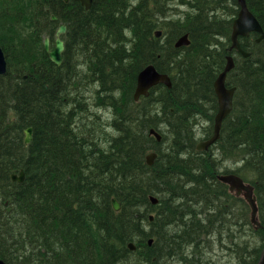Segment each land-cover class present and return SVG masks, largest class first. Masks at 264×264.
<instances>
[{
  "label": "trees",
  "instance_id": "obj_1",
  "mask_svg": "<svg viewBox=\"0 0 264 264\" xmlns=\"http://www.w3.org/2000/svg\"><path fill=\"white\" fill-rule=\"evenodd\" d=\"M75 1L73 15L61 17L45 0H0V43L8 63L7 72L0 75V258L7 264H28L26 260L130 264L141 248L143 262L149 264L161 259V253L163 259L180 264H192L196 255L197 264H213L211 248L222 243L238 248L233 242L237 222L226 206L231 195L217 179L219 173H235L246 182L251 174L257 182L253 185L260 227L255 230L264 234V133L258 135L254 128L240 143L243 135L230 132L227 118L218 143L228 141L234 147L225 158L201 151L195 165L189 153L182 157L180 126H170L182 107L169 106L162 99L173 95L175 88V76L167 70V54L175 49L171 38L183 30L189 31L192 41L195 36L211 38L209 56L200 54V62L192 65L207 62L215 47L227 53L229 32L201 31L231 27L236 0H213L212 11L203 5L201 12L175 22L163 20L161 0H141L138 9L128 8L126 0H93L89 10ZM246 3L264 27V0ZM52 14L57 21L51 20ZM142 18L144 33H140ZM58 22L67 25L61 66L47 58L42 37L51 35ZM156 29L166 33L155 37ZM122 30H131L136 40ZM170 32L176 34L169 38ZM253 36L240 37V44ZM256 47L264 50V46ZM11 50L19 52L16 57L10 56ZM71 56L82 60L77 61L81 69ZM186 60L177 59V66H188ZM148 64L170 73L173 88L156 85L149 96L136 102L132 97L136 77ZM208 65L212 74L219 67ZM252 75L264 78V64ZM98 82L102 91L94 106L112 111L111 120L101 128H95L93 118L82 108L81 85ZM257 93L264 102V91ZM29 126L32 140L24 145V129ZM152 127L162 134L160 142L148 134ZM165 146L173 150L166 153ZM152 150L158 151V157L149 167L145 154ZM233 152L246 157L228 159ZM227 161L234 166H221ZM20 169L24 180L12 181L10 174ZM149 195L159 202L152 205ZM112 197L121 203L119 211L113 210ZM148 212L159 215L144 231L141 223L149 220ZM150 237L154 243L148 247ZM262 239L257 253L238 264L258 263L264 251ZM129 242L135 243V251L128 249Z\"/></svg>",
  "mask_w": 264,
  "mask_h": 264
},
{
  "label": "bare ground",
  "instance_id": "obj_2",
  "mask_svg": "<svg viewBox=\"0 0 264 264\" xmlns=\"http://www.w3.org/2000/svg\"><path fill=\"white\" fill-rule=\"evenodd\" d=\"M123 1V0H121ZM164 2L162 5L164 8V18L163 20H172L175 22V20H185L187 16L190 15H196V12L199 10L201 12V8L204 9V7L210 9L214 8L216 4H214L213 0H161ZM246 1V0H245ZM69 2V3H68ZM68 2H64V5L62 7L56 6L57 11L62 14L61 17L65 16H71L74 13V4L75 0H68ZM156 2H159V0H156ZM260 3V0H258ZM141 0H126L125 5L128 6V8L131 9H138L141 5ZM204 5V7H203ZM81 6V5H80ZM238 8V7H237ZM140 10H143L142 7H140ZM250 10V9H249ZM147 11V10H146ZM251 11V10H250ZM252 12V11H251ZM156 13H158V10H156ZM253 13V12H252ZM254 14V13H253ZM65 15V16H63ZM254 16H256L254 14ZM157 18V17H156ZM237 18V13L233 16L231 21V27L226 28L225 31H220L219 25L212 31H204L202 30L201 33L206 34V32H229L228 33V39H229V45L227 47V53L222 51L219 47H215L211 52L212 55L207 59V62L200 64V65H192L193 61L200 62V54L206 53L207 56L209 48L212 46L209 44V38L208 40H202L198 36L194 37V40L192 41L189 37V31L183 30L184 33L181 35H175V32H170V36H173L171 38L172 45L175 49H173L172 52L167 54V67L168 71L170 73H173L175 76V88L173 91V95L171 96H164L162 99L167 103L169 106L173 107H182L179 108V113L176 115V120L180 121L181 123L171 122L170 126L172 127L175 124H178V127L181 128V134L179 136L178 143L180 147L183 149L181 150L182 157H186L189 153L191 161H195V165H197V162L195 160V157L198 155L197 153H201L202 150L198 149L197 146L200 142L206 141L210 139L215 134L216 129V117L220 113L219 106H218V99L217 95L215 93V83L219 79H224L225 86L231 90H233V104L231 111L225 116V118L222 120V124L224 121L228 118V122L226 124L229 125L230 132H232L233 135H243L242 138L239 140L241 143L244 138H246L251 130L256 128L255 132L259 135L260 133H264V102L260 99V96L257 91H264V78L257 79L254 78L252 73L256 72L260 65L264 64V50H257L256 46H264L262 45V41H264V38L259 39L258 34H254L253 39H251L250 42H246L245 44H240V48L236 49L232 46V40H231V32H232V25L233 22ZM257 18V17H256ZM141 28L140 33H144L145 25L143 18L141 19ZM161 22V20H158ZM106 24V23H105ZM261 25V24H260ZM212 27V26H211ZM262 32H264V27L261 25ZM123 35L129 38L131 41H135L136 38L134 35H131V30H122ZM164 31L160 32V37ZM188 32V33H187ZM166 33V32H164ZM173 34V35H172ZM184 35L187 36V44H181L176 45L180 38H182ZM119 36V33H118ZM242 36L243 38L249 37ZM209 44V45H208ZM186 46H189L185 48ZM181 48V49H179ZM183 48V49H182ZM177 53L176 57H172L171 54ZM199 57V58H197ZM180 59H187V65L188 66H182V68L178 67L176 64V61ZM208 64L219 65V67L216 69V71H211V68ZM168 74L167 71L163 72V74L168 75L171 84L170 86H165L167 90H171L173 88V80L172 76ZM106 79V77H105ZM96 82V81H94ZM96 86V89H93V86ZM88 85L82 86L81 90L83 93H85L88 90ZM102 91L101 84L93 83L91 88L87 91L90 93V98H96L97 94H100ZM80 93V92H79ZM150 94V93H149ZM196 96V98L194 97ZM149 96V95H148ZM216 103L213 104V101ZM89 98L85 95L84 101L82 102V108L84 107L86 111H88V106L90 105L88 102ZM201 100V101H200ZM197 102L200 103V107L198 106ZM217 105V106H216ZM257 107V110L254 111V108ZM255 113L251 115L252 113ZM87 116H90L93 118V125L95 128H101V126H104V123L111 118H107L104 120L102 118V115L93 113L88 114ZM187 123V126H186ZM221 124V128H222ZM260 127L263 129L260 130ZM221 128L219 131V137L218 139L211 144L208 150L205 152H208L210 156H213L215 158L217 157H226L225 153L230 152L231 148L234 146H231L228 144V141L219 142V138H221ZM162 135V134H161ZM237 146V145H236ZM253 149V148H252ZM166 153H169L173 150L172 146H165L163 149ZM238 150H241L240 148ZM260 150V149H259ZM156 151L157 157H158V151ZM242 151V150H241ZM261 152V150L259 151ZM246 155L242 154V152H233L227 158H245ZM145 163H146V154H145ZM147 164V163H146ZM148 165V164H147ZM151 167V165H148ZM247 183L253 185V183L256 185L257 182L251 179V174H247L246 176ZM254 186V185H253ZM263 188V187H262ZM150 195L148 196L149 199ZM111 198V203L112 199ZM116 199V198H115ZM117 200V199H116ZM118 201V200H117ZM119 202V201H118ZM150 202V200H149ZM120 203V202H119ZM151 203V202H150ZM152 204V203H151ZM121 205V203H120ZM153 205V204H152ZM230 205V206H229ZM227 204V211L231 213L230 218L236 220L238 223H236L234 226H239V230L236 232L235 236L233 233V239H235V242H237V247L228 246L225 243L221 244V251L225 252L226 254H231V256H235L237 259V263H239V260H244L243 258L248 255H254L257 253L259 248L262 245V242L259 241L258 243H254V234L255 231H253L245 222L244 217H242V213L239 214L236 211H242V207H239L237 210H234L233 205ZM233 207V208H232ZM236 209V208H235ZM158 213H147V216H152V220H144L141 223V227L144 231H148L150 228L149 222H154L156 218L158 217ZM160 217V216H159ZM160 223V222H159ZM149 240H152L151 244L148 243ZM154 243V238L150 237L146 241V245L148 247H151ZM229 250L230 252H228ZM236 250H242L243 253H236ZM241 254V255H240ZM155 259V258H154ZM218 260V258H217ZM245 262V261H243ZM213 264H216L215 258H213Z\"/></svg>",
  "mask_w": 264,
  "mask_h": 264
},
{
  "label": "water",
  "instance_id": "obj_3",
  "mask_svg": "<svg viewBox=\"0 0 264 264\" xmlns=\"http://www.w3.org/2000/svg\"><path fill=\"white\" fill-rule=\"evenodd\" d=\"M81 5L85 9H89L92 0H80ZM239 5V12L237 15L236 20L233 22L232 25V32H231V40L232 46L236 49H239L240 43L238 40L239 36H247L250 33L254 32L259 35V39L264 38V32H262L261 25L254 16V14L249 10L245 0H237ZM53 18H55L53 16ZM65 25H60L59 29L56 31V35L58 36L55 41V47L53 50H49V40L46 37L44 39V49L49 57V59L56 65H60L62 62L61 52L64 48L63 41L59 38V35L65 31ZM160 32H156V36H159ZM187 36L184 35L182 38L179 39L176 45L187 44ZM7 63L3 53V50L0 46V74H4L6 72ZM157 84H164L165 86H170L171 81L168 75L159 73L155 66L152 64L147 65L144 67L137 76V83L136 88L133 93V98L135 101L139 99L140 96H148L149 89ZM215 93L218 99V106L220 113L216 117V129L215 134L208 140L200 142L197 146L200 150H207L211 144H213L219 137V131L221 128L222 120L225 116L231 111L233 105V90L227 88L225 86L224 79H219L215 83ZM31 131L32 128L28 127L25 130V144L29 143L31 140ZM149 134L153 135L157 141L161 140V135L157 132L154 128L149 130ZM157 157L156 152H151L146 155V163L148 165H152L155 158ZM13 180L22 181L24 179V172L23 170L20 171L19 176L13 174ZM217 179L223 183L228 185V189L231 193L235 194L236 196H242L245 201L249 204L251 208L250 218L251 222L254 224L255 228H258L260 223L257 219V210L258 206L256 203V196L254 194V187L249 183H245L241 177L236 174H219L217 175ZM150 202L152 204L158 203V198L155 196H150ZM112 207L115 211L120 209V203L114 198L112 199ZM150 220L153 219L152 216L149 217ZM152 240H149L148 243L151 244ZM128 248L133 251L136 249V246L133 242L128 243ZM0 264H5L4 261L0 259ZM258 264H264V252L261 255Z\"/></svg>",
  "mask_w": 264,
  "mask_h": 264
},
{
  "label": "rangeland",
  "instance_id": "obj_4",
  "mask_svg": "<svg viewBox=\"0 0 264 264\" xmlns=\"http://www.w3.org/2000/svg\"><path fill=\"white\" fill-rule=\"evenodd\" d=\"M238 6H236V8H237ZM237 12H238V8H237ZM236 12V13H237ZM57 28H58V26L53 30V32H52V34L50 35L49 33L48 34H45L44 36H48V35H50L48 38H49V40L51 41V45H50V47L51 48H53L54 47V43L55 42H53L54 40H55V38H56V30H57ZM156 30H159V29H156ZM163 31V30H162ZM66 33H67V31H66ZM66 33L65 34H62L61 36H60V38L63 40V41H65V38H64V36L66 35ZM43 37V36H42ZM65 44H66V41L64 42ZM64 50H66V48H64ZM65 52V51H64ZM64 52H63V54H64ZM19 52L18 51H13V50H11L10 51V56L11 57H14V55H15V57H16V55L18 54ZM72 57V60H73V63L75 64V66L77 67V68H80L81 69V65L79 66V63L78 62H81L82 60H79L80 58L79 57H73V56H71ZM78 61V62H77ZM85 71V70H84ZM91 88V86H89L88 87V90ZM84 89V91H85V88H83ZM82 89V90H83ZM93 89H96V86L94 85L93 86ZM87 90V91H88ZM74 91V90H73ZM85 92L84 93V95H86L88 98H89V100H88V102H89V106H88V111H87V115L90 113V114H93V113H97V114H100V115H102V118L104 119V120H106L107 118H111V112L112 111H110L109 110V108L107 109V108H101V107H98V106H94V103L95 102H97L96 101V99L95 98H90L89 97V95H90V93H88V92ZM75 94V91L72 93V97H73V95ZM150 152V151H149ZM221 166H225V167H233L234 165L231 163V162H229V161H227V162H223L222 164H221ZM13 173H15V174H18L19 173V170L18 171H15V172H13ZM12 173V174H13ZM229 195H231V196H229L228 197V205L229 204H231V205H233V209L234 210H237L239 207H242V211H236V212H238L239 214H241L242 215V217H244V219L243 220H245V219H247V221L249 222V224H247L253 231H255V234H254V243H258L259 241H263V239H262V237L264 236V234L263 233H261L259 230H255L254 228H253V225L251 224V222H250V207H249V205L247 204V202L242 198V197H236L235 195H233V194H230V193H228ZM246 204V205H245ZM230 206V205H229ZM236 208V209H235ZM234 220V219H233ZM234 222H237L236 220H234ZM238 223V222H237ZM235 228V232H234V236H235V234H236V232L239 230V226H235L234 227ZM233 242H234V239H233ZM212 250L209 252L211 255H213V257L212 258H215V260H216V264H238L237 263V259H236V257L235 256H231V254L229 255V254H226L225 252H222L221 251V248L220 247H213V248H211ZM210 250V249H209ZM228 252H230L229 250H227ZM165 252H168V249H165ZM163 253H161L160 254V258L161 259H157V260H155L154 261V263L153 264H180V263H177V262H174L173 260H167V259H163ZM177 258H179V256L177 255L176 256ZM135 259H132V260H130V264H142V262H143V258H142V255H141V248H140V251H139V253H138V255L136 256V257H134ZM217 258H218V260H217ZM2 261H4V263L5 264H7L6 263V261L5 260H3V258H0ZM194 262H192V264H197L196 262H197V260H198V258H197V255L194 257ZM26 263H28V264H34L33 263V261H29V260H26L25 261ZM143 264H149V263H147V262H143Z\"/></svg>",
  "mask_w": 264,
  "mask_h": 264
},
{
  "label": "flooded vegetation",
  "instance_id": "obj_5",
  "mask_svg": "<svg viewBox=\"0 0 264 264\" xmlns=\"http://www.w3.org/2000/svg\"><path fill=\"white\" fill-rule=\"evenodd\" d=\"M46 1V5H48L49 6V4L50 5H52V6H60V7H62L63 5H62V3H61V0H45ZM62 2H68V0H62ZM69 3V2H68ZM48 10V9H47ZM59 25L60 24H58L57 26L59 27ZM65 47V46H64ZM64 55V54H63ZM36 65V64H35ZM137 76H138V74H137ZM136 83H137V77H136ZM135 87H136V84H135ZM150 92V91H149ZM149 95V94H148ZM233 106V105H232Z\"/></svg>",
  "mask_w": 264,
  "mask_h": 264
}]
</instances>
